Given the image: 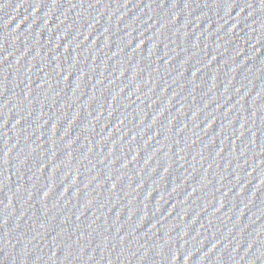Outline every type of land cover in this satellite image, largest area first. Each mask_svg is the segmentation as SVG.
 <instances>
[{
  "label": "water",
  "instance_id": "95a60500",
  "mask_svg": "<svg viewBox=\"0 0 264 264\" xmlns=\"http://www.w3.org/2000/svg\"><path fill=\"white\" fill-rule=\"evenodd\" d=\"M154 0H0V207Z\"/></svg>",
  "mask_w": 264,
  "mask_h": 264
},
{
  "label": "snow or ice",
  "instance_id": "6c2138e0",
  "mask_svg": "<svg viewBox=\"0 0 264 264\" xmlns=\"http://www.w3.org/2000/svg\"><path fill=\"white\" fill-rule=\"evenodd\" d=\"M262 4H264V0H261Z\"/></svg>",
  "mask_w": 264,
  "mask_h": 264
}]
</instances>
